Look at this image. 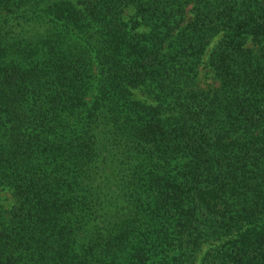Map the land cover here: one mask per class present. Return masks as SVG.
Here are the masks:
<instances>
[{
	"label": "trees",
	"instance_id": "1",
	"mask_svg": "<svg viewBox=\"0 0 264 264\" xmlns=\"http://www.w3.org/2000/svg\"><path fill=\"white\" fill-rule=\"evenodd\" d=\"M0 264H264V0H0Z\"/></svg>",
	"mask_w": 264,
	"mask_h": 264
},
{
	"label": "rangeland",
	"instance_id": "2",
	"mask_svg": "<svg viewBox=\"0 0 264 264\" xmlns=\"http://www.w3.org/2000/svg\"><path fill=\"white\" fill-rule=\"evenodd\" d=\"M130 13H131L130 8H125V10H124V17L126 18V15H129ZM208 48H209V47H208ZM204 56H205V55H204ZM204 56H202L203 59H204ZM197 75H198V76H197V79H198L199 83H200L201 85H203V86H204L206 83L212 81V79H211V74H209L208 70H207L206 68H203L201 65H200V69H199V72H198ZM211 244H212V242L209 243L208 245H211ZM206 247H207V245H205V246L202 245L201 248H200V251H199L198 255L201 254V252H202Z\"/></svg>",
	"mask_w": 264,
	"mask_h": 264
}]
</instances>
